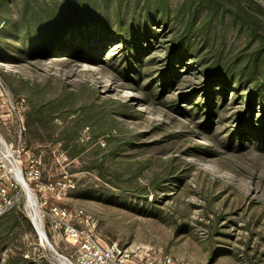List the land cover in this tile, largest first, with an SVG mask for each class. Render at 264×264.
Segmentation results:
<instances>
[{
  "label": "rangeland",
  "instance_id": "374dc122",
  "mask_svg": "<svg viewBox=\"0 0 264 264\" xmlns=\"http://www.w3.org/2000/svg\"><path fill=\"white\" fill-rule=\"evenodd\" d=\"M0 136L136 264H264V0H0ZM8 195L0 264H62Z\"/></svg>",
  "mask_w": 264,
  "mask_h": 264
},
{
  "label": "built area",
  "instance_id": "2783aa9c",
  "mask_svg": "<svg viewBox=\"0 0 264 264\" xmlns=\"http://www.w3.org/2000/svg\"><path fill=\"white\" fill-rule=\"evenodd\" d=\"M8 103L11 108H14L10 101ZM3 143L2 145L0 142V197H3L6 203L9 197V187L19 185L18 178L22 179L26 189L28 186L25 184L22 171L15 165L12 153L11 162L5 157L4 151L8 146L4 140ZM13 165L18 168L17 172ZM6 169L9 170L7 180L12 182H5L3 179ZM26 173L29 177L38 178L40 175L39 161L31 160L30 169ZM72 188L73 185L69 181H54L44 186L50 198L37 199L34 197L39 214V224L45 235L48 234L56 246L61 242L65 243L70 264H136L139 256L131 257L132 249L114 244L109 245L96 235L93 218L84 209L60 205V201ZM8 204L10 201H7ZM3 213L4 211L0 208V215ZM166 262L168 264L169 259Z\"/></svg>",
  "mask_w": 264,
  "mask_h": 264
},
{
  "label": "bare ground",
  "instance_id": "6f19581e",
  "mask_svg": "<svg viewBox=\"0 0 264 264\" xmlns=\"http://www.w3.org/2000/svg\"><path fill=\"white\" fill-rule=\"evenodd\" d=\"M0 142L2 143V145L4 144L3 141H1L0 139ZM4 155L5 157L10 160V156H11V152L9 151V149L7 148L6 151H4ZM11 162V160H10ZM14 168V166H13ZM15 172H17V170H15ZM17 179V178H16ZM18 180V179H17ZM19 185L24 189L25 193H26V197H27V201H26V213L28 215V217H30V219L34 222L35 224V227L36 229L38 230V232H42V228L40 227V224H39V214H38V209L36 207V203H35V200H34V197L27 191L26 188H24L23 184L19 181ZM41 243L43 245H45V242L43 241L42 237H39ZM46 246V245H45ZM59 261L62 263V264H70V261L67 259L64 260V258H59Z\"/></svg>",
  "mask_w": 264,
  "mask_h": 264
},
{
  "label": "water",
  "instance_id": "95a60500",
  "mask_svg": "<svg viewBox=\"0 0 264 264\" xmlns=\"http://www.w3.org/2000/svg\"><path fill=\"white\" fill-rule=\"evenodd\" d=\"M17 181H18V183H19V181H20V182L23 184V181H22L21 178H18ZM19 184H20V183H19ZM23 186H24V188H26L24 184H23ZM34 228H35V232H36L37 236L42 237L43 241L45 242V245L47 246V248H48L50 251H52V252L56 255V258H57V259L62 258V256L57 255V253L54 251L52 245L48 242L45 233H44L43 231H42V232H38V230L36 229V227H34Z\"/></svg>",
  "mask_w": 264,
  "mask_h": 264
},
{
  "label": "trees",
  "instance_id": "16d2710c",
  "mask_svg": "<svg viewBox=\"0 0 264 264\" xmlns=\"http://www.w3.org/2000/svg\"><path fill=\"white\" fill-rule=\"evenodd\" d=\"M54 57H55V56H54ZM208 82H210V81H208ZM0 216H2V214H1Z\"/></svg>",
  "mask_w": 264,
  "mask_h": 264
}]
</instances>
